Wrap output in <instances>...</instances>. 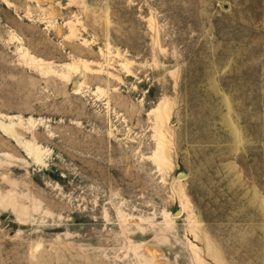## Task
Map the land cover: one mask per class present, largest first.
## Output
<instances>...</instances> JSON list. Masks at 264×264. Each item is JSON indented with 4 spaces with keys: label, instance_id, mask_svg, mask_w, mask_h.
I'll return each mask as SVG.
<instances>
[{
    "label": "rangeland",
    "instance_id": "374dc122",
    "mask_svg": "<svg viewBox=\"0 0 264 264\" xmlns=\"http://www.w3.org/2000/svg\"><path fill=\"white\" fill-rule=\"evenodd\" d=\"M197 259L264 264V0H0V264Z\"/></svg>",
    "mask_w": 264,
    "mask_h": 264
},
{
    "label": "bare ground",
    "instance_id": "6f19581e",
    "mask_svg": "<svg viewBox=\"0 0 264 264\" xmlns=\"http://www.w3.org/2000/svg\"><path fill=\"white\" fill-rule=\"evenodd\" d=\"M69 73V72H68ZM69 76V75H68ZM80 86H81V84H77V86L74 88V90H76V91H79V89H80ZM160 109V108H159ZM164 109V108H163ZM159 111V110H158ZM166 115V114H165ZM162 134V133H161ZM162 136V135H161ZM160 159H162V158H160ZM159 160V159H158ZM192 225V224H191ZM199 257V256H198ZM198 260V264H202L201 263V261H200V259H197Z\"/></svg>",
    "mask_w": 264,
    "mask_h": 264
},
{
    "label": "water",
    "instance_id": "95a60500",
    "mask_svg": "<svg viewBox=\"0 0 264 264\" xmlns=\"http://www.w3.org/2000/svg\"><path fill=\"white\" fill-rule=\"evenodd\" d=\"M76 82L77 81H74L73 84H72V87L75 88L76 87Z\"/></svg>",
    "mask_w": 264,
    "mask_h": 264
}]
</instances>
